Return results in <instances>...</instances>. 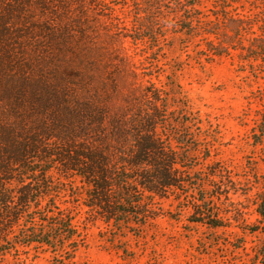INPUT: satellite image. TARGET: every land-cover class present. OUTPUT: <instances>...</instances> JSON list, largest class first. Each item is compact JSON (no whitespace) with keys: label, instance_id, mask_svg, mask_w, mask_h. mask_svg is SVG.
Returning <instances> with one entry per match:
<instances>
[{"label":"trees","instance_id":"1","mask_svg":"<svg viewBox=\"0 0 264 264\" xmlns=\"http://www.w3.org/2000/svg\"><path fill=\"white\" fill-rule=\"evenodd\" d=\"M239 1L0 0V264L30 249L75 264L87 222L142 229L186 187L192 113L174 73L157 86L152 65L163 41L215 34L218 9ZM243 33L264 62V17L228 37Z\"/></svg>","mask_w":264,"mask_h":264},{"label":"rangeland","instance_id":"2","mask_svg":"<svg viewBox=\"0 0 264 264\" xmlns=\"http://www.w3.org/2000/svg\"><path fill=\"white\" fill-rule=\"evenodd\" d=\"M201 11L214 20L212 5ZM217 12V24L208 23L215 34H177L163 41L152 65L157 86L174 73L192 113L186 187L161 199L160 214L142 229L87 222L75 264H264V62L249 57L251 33L228 37L238 27L256 29L264 9L260 0H241ZM225 13L243 21L228 22ZM76 219L86 221L83 210ZM23 256L22 264H49L51 254L30 249Z\"/></svg>","mask_w":264,"mask_h":264}]
</instances>
